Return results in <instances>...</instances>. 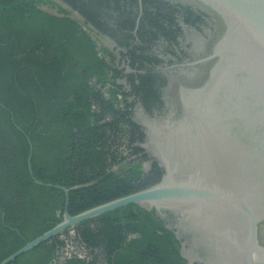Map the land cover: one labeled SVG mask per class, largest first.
I'll return each mask as SVG.
<instances>
[{
    "label": "trees",
    "instance_id": "trees-1",
    "mask_svg": "<svg viewBox=\"0 0 264 264\" xmlns=\"http://www.w3.org/2000/svg\"><path fill=\"white\" fill-rule=\"evenodd\" d=\"M61 1L84 24L54 0H0V263L64 218L65 193L32 179L28 138L34 176L71 189L72 216L160 180L143 181L145 161L131 151L130 94L87 30L94 8L109 0ZM71 230L91 256L64 264H187L174 233L138 204L67 229L9 264H56Z\"/></svg>",
    "mask_w": 264,
    "mask_h": 264
},
{
    "label": "water",
    "instance_id": "water-1",
    "mask_svg": "<svg viewBox=\"0 0 264 264\" xmlns=\"http://www.w3.org/2000/svg\"><path fill=\"white\" fill-rule=\"evenodd\" d=\"M182 1L213 12L222 31L212 54L191 64L213 61L200 86L191 87L195 83L189 78H174L162 89L178 115L158 118L139 106L134 109L132 122L145 135L137 147L147 156V165L159 166L160 180L72 216L71 189L45 184L34 176L28 138L32 179L65 193L64 218L0 264L11 263L67 229L131 204L155 211L180 242L187 264H264V0ZM75 16L71 14L84 24ZM200 38L189 31L186 41L195 44ZM161 48L165 56L174 53L171 46ZM119 84L125 86L126 80Z\"/></svg>",
    "mask_w": 264,
    "mask_h": 264
},
{
    "label": "flooded vegetation",
    "instance_id": "flooded-vegetation-1",
    "mask_svg": "<svg viewBox=\"0 0 264 264\" xmlns=\"http://www.w3.org/2000/svg\"><path fill=\"white\" fill-rule=\"evenodd\" d=\"M116 1L118 6L114 0H109V5L96 6L95 21L88 27L99 38L97 48L104 60L117 71L120 79L126 80L123 88L129 92L128 99L133 105L131 119L138 106L158 118L178 115L163 98L162 89L174 78H189L187 81L195 83L191 87L200 86L207 79L213 61L191 64L212 54L213 45L222 31L220 20L194 2L186 5L182 0H142L141 3L134 0L136 4L132 5L130 0ZM68 9L85 22L80 12L69 6ZM130 19L135 20L133 27ZM155 24L162 27L155 28ZM189 31L200 35L198 43L186 41ZM163 45L171 46L174 53L165 56ZM133 126L131 151L144 159L143 181L152 183L161 178L162 171L157 164L147 165V156L137 147L145 135L140 126Z\"/></svg>",
    "mask_w": 264,
    "mask_h": 264
},
{
    "label": "rangeland",
    "instance_id": "rangeland-1",
    "mask_svg": "<svg viewBox=\"0 0 264 264\" xmlns=\"http://www.w3.org/2000/svg\"><path fill=\"white\" fill-rule=\"evenodd\" d=\"M42 10H45L46 12L52 13V14H57V11L52 10L48 7H41ZM90 33V32H89ZM92 36V34L90 33ZM127 154V152H126ZM114 170L117 171V168L114 167ZM92 228H95V224H90ZM66 236H63L62 239H65ZM67 243L64 249L61 251L59 260L57 261L56 264H64L65 259L71 255H78L80 257H85L89 258L91 256V252L81 243L78 234L75 230H71L69 235L66 238ZM101 263H105L103 257H101Z\"/></svg>",
    "mask_w": 264,
    "mask_h": 264
}]
</instances>
